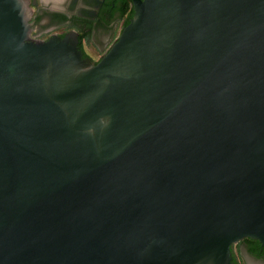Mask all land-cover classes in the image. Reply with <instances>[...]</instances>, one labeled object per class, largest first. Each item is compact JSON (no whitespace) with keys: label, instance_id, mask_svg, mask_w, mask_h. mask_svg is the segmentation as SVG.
<instances>
[{"label":"water","instance_id":"95a60500","mask_svg":"<svg viewBox=\"0 0 264 264\" xmlns=\"http://www.w3.org/2000/svg\"><path fill=\"white\" fill-rule=\"evenodd\" d=\"M133 3L92 65L29 41L23 0H0V264L264 245V0Z\"/></svg>","mask_w":264,"mask_h":264},{"label":"flooded vegetation","instance_id":"af4514ba","mask_svg":"<svg viewBox=\"0 0 264 264\" xmlns=\"http://www.w3.org/2000/svg\"><path fill=\"white\" fill-rule=\"evenodd\" d=\"M23 2L27 7L29 41L64 43L79 53L83 61L92 65L98 64L116 44L127 27L130 9H134L133 0ZM242 241L231 248V252L239 255L242 262H245V256L264 260L251 255Z\"/></svg>","mask_w":264,"mask_h":264},{"label":"trees","instance_id":"16d2710c","mask_svg":"<svg viewBox=\"0 0 264 264\" xmlns=\"http://www.w3.org/2000/svg\"><path fill=\"white\" fill-rule=\"evenodd\" d=\"M129 2L131 3V1ZM134 15H135V10L131 8L129 19L127 21L126 26H128L132 22ZM242 243L247 247V250L251 255L264 259V245H262L258 240L247 238L244 239ZM232 254H233L232 264H244V262L241 261L239 255H236L233 251Z\"/></svg>","mask_w":264,"mask_h":264},{"label":"rangeland","instance_id":"374dc122","mask_svg":"<svg viewBox=\"0 0 264 264\" xmlns=\"http://www.w3.org/2000/svg\"><path fill=\"white\" fill-rule=\"evenodd\" d=\"M245 262L247 264H264V260H256L248 256H245Z\"/></svg>","mask_w":264,"mask_h":264},{"label":"bare ground","instance_id":"6f19581e","mask_svg":"<svg viewBox=\"0 0 264 264\" xmlns=\"http://www.w3.org/2000/svg\"><path fill=\"white\" fill-rule=\"evenodd\" d=\"M47 1H49V0H47ZM51 1H55V2H58L59 0H51Z\"/></svg>","mask_w":264,"mask_h":264}]
</instances>
